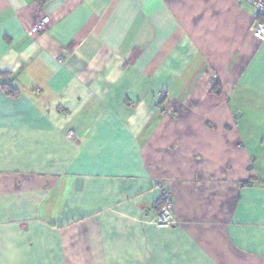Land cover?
Instances as JSON below:
<instances>
[{
	"label": "crops",
	"instance_id": "1",
	"mask_svg": "<svg viewBox=\"0 0 264 264\" xmlns=\"http://www.w3.org/2000/svg\"><path fill=\"white\" fill-rule=\"evenodd\" d=\"M256 15L244 0H0L17 91L0 90V264H264ZM159 180L168 227L152 223Z\"/></svg>",
	"mask_w": 264,
	"mask_h": 264
},
{
	"label": "built area",
	"instance_id": "2",
	"mask_svg": "<svg viewBox=\"0 0 264 264\" xmlns=\"http://www.w3.org/2000/svg\"><path fill=\"white\" fill-rule=\"evenodd\" d=\"M241 1V0H237ZM256 9L257 15L250 25V34L258 42L264 41V0H244ZM44 21L40 20L31 30V33L44 28ZM61 62V59H59ZM155 186L159 192L157 201V212L152 219V223L160 227H168L174 223L172 192L163 181H156Z\"/></svg>",
	"mask_w": 264,
	"mask_h": 264
},
{
	"label": "trees",
	"instance_id": "3",
	"mask_svg": "<svg viewBox=\"0 0 264 264\" xmlns=\"http://www.w3.org/2000/svg\"><path fill=\"white\" fill-rule=\"evenodd\" d=\"M7 74L0 72V90L7 96L13 97L16 95V90L15 87H13L11 84L9 83H4L2 82L3 77H5ZM212 91L215 93H219L220 92V84L215 81V84L212 88Z\"/></svg>",
	"mask_w": 264,
	"mask_h": 264
}]
</instances>
